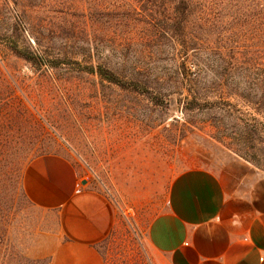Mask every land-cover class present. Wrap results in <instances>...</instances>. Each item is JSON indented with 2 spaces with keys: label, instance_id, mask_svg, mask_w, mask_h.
Here are the masks:
<instances>
[{
  "label": "rangeland",
  "instance_id": "1",
  "mask_svg": "<svg viewBox=\"0 0 264 264\" xmlns=\"http://www.w3.org/2000/svg\"><path fill=\"white\" fill-rule=\"evenodd\" d=\"M179 1L0 0V215L7 241L26 256L41 258L40 239L57 235L56 213L33 208L21 190L22 169L38 155L65 156L112 200L116 225L97 247L105 264H154L145 233L176 172L223 153L264 172L260 104L225 97L229 78L208 82L229 51L225 39L249 41L252 0H188L185 33L171 30ZM181 37L197 71L183 75L185 85L197 78L204 94L220 95L187 116ZM260 57L264 71V50Z\"/></svg>",
  "mask_w": 264,
  "mask_h": 264
},
{
  "label": "crops",
  "instance_id": "2",
  "mask_svg": "<svg viewBox=\"0 0 264 264\" xmlns=\"http://www.w3.org/2000/svg\"><path fill=\"white\" fill-rule=\"evenodd\" d=\"M77 172L54 153L22 169L32 207L56 213L57 235L40 239L46 250L39 257L50 264H105L97 247L116 225L115 206ZM145 239L154 264H264V172L224 153L176 172Z\"/></svg>",
  "mask_w": 264,
  "mask_h": 264
},
{
  "label": "trees",
  "instance_id": "3",
  "mask_svg": "<svg viewBox=\"0 0 264 264\" xmlns=\"http://www.w3.org/2000/svg\"><path fill=\"white\" fill-rule=\"evenodd\" d=\"M264 1V0H261ZM188 0H180L179 3L173 7V14H178L180 17L175 18L171 21V30L174 32H186L189 28V19L188 14L190 12ZM251 9L246 16V23L250 28V38L249 41H243L241 38H226L223 45H220L221 48L227 49L228 53H220L218 59L223 66H220V71L213 72V76L209 78L208 82L210 85H217L218 81L229 78L233 82V91L227 93L225 97H233L239 100H242L248 104H260V107H255L256 111L259 113L264 112V109L261 107L260 99L263 97L261 82L263 77V62L261 61L260 53L264 50V5L263 3L258 2L257 0H252ZM187 37H181V39H176V42L182 47L183 58L179 61V65L184 70V74L178 71L179 80H181V85L186 88L187 95L184 97L187 99L186 106L182 107V112L187 116L188 112H193V110H200L202 107L213 103L214 100L210 99V96L213 98L220 96L211 93L212 95H206L203 93V88L201 86L200 79L192 78L189 79L187 85H185L183 80V75L186 77L190 76L194 71L191 68L194 67L192 64V58L188 54V50L192 47L188 45L189 40ZM233 43L229 47L225 46L227 43ZM24 56V55H22ZM29 58V57H25ZM191 61V62H190ZM189 64V66H188ZM100 74L106 81L120 85H124L119 82L117 74L111 72L110 69L98 67V70H94ZM194 76L197 75V71L194 72ZM122 80V79H120ZM187 80V79H185ZM212 86V88H213ZM137 90V89H134ZM148 88H145V92H148ZM138 92H140L138 90ZM229 94V95H228ZM158 95H155L157 98ZM155 103H158L157 100H154ZM159 104V103H158ZM185 104V103H184ZM202 111V110H200ZM184 120L189 125H194V121ZM21 183V181H20ZM22 190V187H21ZM23 191V190H22ZM24 197L26 198L24 192ZM27 199V198H26ZM28 200V199H27ZM29 202V201H28ZM6 222L4 214L0 215V264H50V259L46 258H30L23 254L22 249H20L15 244L7 241V226H4ZM3 224V225H2Z\"/></svg>",
  "mask_w": 264,
  "mask_h": 264
},
{
  "label": "water",
  "instance_id": "4",
  "mask_svg": "<svg viewBox=\"0 0 264 264\" xmlns=\"http://www.w3.org/2000/svg\"><path fill=\"white\" fill-rule=\"evenodd\" d=\"M86 181L85 180H82V183H85Z\"/></svg>",
  "mask_w": 264,
  "mask_h": 264
}]
</instances>
